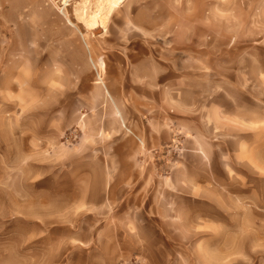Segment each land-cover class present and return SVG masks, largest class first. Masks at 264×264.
Masks as SVG:
<instances>
[{
	"label": "rangeland",
	"instance_id": "obj_1",
	"mask_svg": "<svg viewBox=\"0 0 264 264\" xmlns=\"http://www.w3.org/2000/svg\"><path fill=\"white\" fill-rule=\"evenodd\" d=\"M258 65L264 0H0V264H88L64 242L97 219L120 264H264V171L228 183L208 127Z\"/></svg>",
	"mask_w": 264,
	"mask_h": 264
},
{
	"label": "crops",
	"instance_id": "obj_2",
	"mask_svg": "<svg viewBox=\"0 0 264 264\" xmlns=\"http://www.w3.org/2000/svg\"><path fill=\"white\" fill-rule=\"evenodd\" d=\"M247 74V80L241 82V98L229 96L228 94L225 99L223 98L230 104L228 109L221 106V99H217L215 102L210 100L209 102V105L213 106L211 110H217L218 112L217 117L210 115V123L208 125L210 134L214 138L212 144L217 150L227 152L226 155L228 157L224 158V170L228 175V183L232 184L238 183L237 168L233 167L232 162L240 161L245 167L256 171H264V161H258L253 166L245 163L247 162L248 153L264 151V80L262 78L264 70L258 65L250 68V70L248 69ZM93 136L98 138H116L120 137L121 134L110 135L98 132ZM193 136L197 137L196 134H193ZM115 141L117 139H114L112 145L115 144ZM97 143L99 144V141ZM88 146H90L89 148L94 147L92 144H88ZM100 155L97 153L92 157V160L78 161L75 163L76 166L73 167H82L88 170H94L95 168L103 170L106 167H113L106 163L103 155ZM84 178L87 182H85V194H83L84 196L81 197V200L85 202L88 212L99 218L104 215L105 210L104 174L89 171L84 174ZM228 198L232 202V206L228 209L231 214L227 213V215L235 218L238 216L236 213L239 211V204H243L241 202L246 199L234 193L230 194ZM211 200L214 201L217 207L220 206L218 204L220 200ZM99 223L97 219V224L90 228L86 238H83L78 233L72 234L64 242L68 254L69 251L73 253L74 249H79L86 252L88 264H120V261L124 258L121 257L119 260L122 255L117 250L111 251L112 248L109 245L111 240L106 235V226H101ZM70 247L72 251L69 249ZM112 252H114L113 258L111 256Z\"/></svg>",
	"mask_w": 264,
	"mask_h": 264
},
{
	"label": "bare ground",
	"instance_id": "obj_3",
	"mask_svg": "<svg viewBox=\"0 0 264 264\" xmlns=\"http://www.w3.org/2000/svg\"><path fill=\"white\" fill-rule=\"evenodd\" d=\"M83 43H84V46H85V48L87 49V51H88V53H89V56H90L91 59L93 60L92 53H91V51H90V49H89V45H88V43H87L85 40H83ZM100 67L103 68V63H102V62L100 63ZM97 75H98V79H99V81H102V79H101V75H100V74H97Z\"/></svg>",
	"mask_w": 264,
	"mask_h": 264
}]
</instances>
